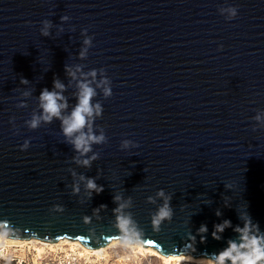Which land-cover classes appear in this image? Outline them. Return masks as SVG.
<instances>
[{"label":"water","instance_id":"obj_1","mask_svg":"<svg viewBox=\"0 0 264 264\" xmlns=\"http://www.w3.org/2000/svg\"><path fill=\"white\" fill-rule=\"evenodd\" d=\"M228 6L238 8L231 21L218 12ZM63 15L70 20L61 33ZM45 19L53 23L50 37L40 34ZM85 28L94 39L81 60ZM66 64L85 72L103 68L112 81L110 98L102 89L93 98L104 109L94 131L103 127L108 143L93 145L101 156L91 169L71 163L76 153L59 120L36 130L24 123L40 114L38 96L52 89L54 77L66 89L62 115L76 106L77 81L65 74ZM21 78L30 83L21 85ZM27 90L32 94L23 97ZM21 101L26 107L17 108ZM256 110H264V0H0V219L28 234L43 239L106 231L115 221L113 185L133 197L126 211L165 252L184 250L187 233L202 223L208 240L194 255L220 251L234 233L226 229L224 240H213V224L230 219L235 226L240 211L264 232V129L252 131ZM26 139L30 147L22 152ZM123 139L139 147L122 151ZM69 167L90 177L102 170L97 183L105 191L78 203L65 187L72 182ZM161 188L173 194L174 217L157 233L150 220L162 201L149 204L146 197ZM55 203L66 211L49 213ZM100 204L107 211L85 224L83 217Z\"/></svg>","mask_w":264,"mask_h":264},{"label":"clouds","instance_id":"obj_2","mask_svg":"<svg viewBox=\"0 0 264 264\" xmlns=\"http://www.w3.org/2000/svg\"><path fill=\"white\" fill-rule=\"evenodd\" d=\"M220 15L224 16L227 21H231L237 17L238 8L234 6L220 7L218 9ZM226 13V15H225ZM70 17L63 15L60 17V27L58 32H63V24L68 22ZM53 23L49 19L41 21L40 34L43 37L51 36V29ZM74 30V29H73ZM82 46L78 52V58L85 60L88 57L89 49L93 47V36L88 35V30L85 28L81 31ZM223 45L218 48L222 50ZM80 64L75 66L65 65V74L72 80L77 81L78 92L76 94L77 103L71 110L70 114L62 115L63 110L68 108V101L63 95L66 90L65 85L61 83L59 78L54 77L53 87L51 90L44 88L38 96L39 108L41 112L37 115L33 112L30 119L26 120L25 126L29 130H36L43 124H51L53 119L60 121V127L65 137V142L70 144L76 153L71 158V163L85 169H91L93 162L100 159V152L94 151L93 145H106L108 137L105 129L97 125L99 130L97 135L94 131V125L97 118L101 119L103 114V107L101 103L93 104V98L97 95L96 89H102L103 96L108 99L113 95L112 81L106 75L105 69H91L87 72L83 71ZM79 73V78L77 74ZM99 75V80L97 77ZM89 77L91 79H89ZM30 82L21 78V85H28ZM92 85H95L93 87ZM32 94V90H27L21 93L23 97H28ZM17 108H24L26 105L21 101L16 105ZM255 121L252 126V131L264 129V110H256V115L251 118ZM15 117H10L9 123L15 129L14 134H19V129L14 123ZM30 147V139L24 140L23 144L19 145L20 151H27ZM120 150L127 151L139 147V144L129 139H123L120 142ZM91 153V155H89ZM67 171L71 176V184L65 187L70 189L69 195L78 198V203L84 204L92 201L94 195H100L105 191V186L98 184L97 180L102 177V170H97L95 177H90L84 173H78L74 168L69 167ZM83 185V188L81 187ZM112 203L115 207L112 213L115 217L113 224L108 226L107 230L100 231L99 234L94 228H90L86 235H76L75 237L68 234L58 236L56 238H40L38 234H28L27 230H22L20 227L14 225L8 219H0V258H3L5 250L16 244H24L28 242H39L44 245H57L62 241L73 242L75 247H82L89 253H99L103 249L109 247L114 241L117 242V247L124 250L134 252L137 248H152L155 253H158L156 259H162L164 264H264V232L261 231L258 222H254L248 211L237 212L240 223L235 226L230 219H223L220 223H214L211 231V238L216 241L224 240L223 233L226 229H232L234 236L225 241L226 247L220 251L212 254L201 255L197 257L194 255L197 251V244H206L208 240L209 229L206 224L202 223L196 230L195 234L189 230L187 233V244L182 251L165 252L162 248L155 247V241L147 238L143 228L134 220L131 212L126 211L133 206V197H125L124 191L116 188L113 185ZM226 190H231L232 185H225ZM173 194L166 192L163 188L155 192V196L149 195L146 197V202L149 204H156L157 200L162 203L151 214V227L153 232L159 233L161 225L167 221L172 222L174 217V209L171 201ZM223 207L230 208L231 201L228 196H223ZM212 202L204 201L203 203L209 205ZM106 204H100L92 209V215H85L83 222L91 224L93 217L99 218L102 211H107ZM183 210V209H181ZM65 206L61 203L53 204L49 209V213H64ZM215 215L219 218L222 216V211L218 208ZM242 225V226H241ZM199 237V240H197ZM93 244L97 245L93 247ZM37 249V254L41 252ZM83 257L84 253L81 252ZM131 259L132 257H127ZM69 261L73 257H68ZM123 259V257H122ZM10 264V262H9ZM18 264L22 262L18 261ZM35 264V261H33ZM63 264V262H61ZM91 264V262H90ZM151 264V261H149Z\"/></svg>","mask_w":264,"mask_h":264},{"label":"rangeland","instance_id":"obj_3","mask_svg":"<svg viewBox=\"0 0 264 264\" xmlns=\"http://www.w3.org/2000/svg\"><path fill=\"white\" fill-rule=\"evenodd\" d=\"M112 247L107 250L110 255L108 262L99 261L98 263L92 262L91 264H117L116 260L119 257L130 254L129 252L126 253L124 250L117 247V245ZM63 248L65 249H58L57 252H51L48 249H45L44 252L38 256L31 243H29L26 247L12 246L7 248L3 254V258H0V264H9V262L10 264H18V261L22 262V264H33V261H35V264H61V262H63V264H90L81 256H72L73 259L69 261L68 257L71 256L66 255L69 248L67 245H64ZM93 259L94 258H91V260ZM149 261H151V264H164L161 260L156 259V257L148 256L133 259V261L127 262V264H149Z\"/></svg>","mask_w":264,"mask_h":264},{"label":"bare ground","instance_id":"obj_4","mask_svg":"<svg viewBox=\"0 0 264 264\" xmlns=\"http://www.w3.org/2000/svg\"><path fill=\"white\" fill-rule=\"evenodd\" d=\"M29 243L32 244V247L35 248L36 252L37 249H41L42 251L39 253V255H41L42 252H44L45 249H48L51 252H57L58 249H65L63 248L64 245L68 246V251H67V256H80V253L83 252L84 256L83 258L85 260H87V262H99V261H109L110 255L108 254L107 250L110 249V247L117 245V242H113L111 245H109V247L103 249L102 251H100L99 253H89L87 250L83 249L82 247H75V251H73L74 248V244L73 242L70 241H62L57 245H44L42 243L39 242H28V243H24V244H16V245H12V246H18V247H26ZM39 245V246H37ZM10 246V247H12ZM9 248V247H8ZM28 248V247H27ZM113 249V247H112ZM7 250V249H6ZM5 250V251H6ZM69 252V253H68ZM130 254L125 255V256H121L116 260L117 264H127V262H131L133 261V259H139L140 257H156L158 256V253H155L154 249L152 248H137L134 252L129 251ZM37 254V253H36ZM131 256V259H128L127 257ZM38 257V256H37ZM123 257V259H122ZM199 257V256H198ZM91 258H94L93 260H91ZM113 258V257H112ZM116 259V258H115ZM76 260V259H75ZM162 262L163 260L160 259ZM164 263V262H163Z\"/></svg>","mask_w":264,"mask_h":264}]
</instances>
